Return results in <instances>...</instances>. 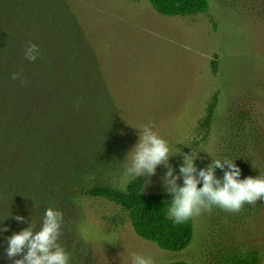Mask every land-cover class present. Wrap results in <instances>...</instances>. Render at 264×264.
I'll return each instance as SVG.
<instances>
[{
  "label": "rangeland",
  "instance_id": "374dc122",
  "mask_svg": "<svg viewBox=\"0 0 264 264\" xmlns=\"http://www.w3.org/2000/svg\"><path fill=\"white\" fill-rule=\"evenodd\" d=\"M208 2L205 13L167 16L147 0H0V264H10L6 238L39 230L49 207L63 213L58 243L70 264H132L134 252L216 264L227 251L264 264V201L192 218L190 244L169 251L139 237L115 203L80 192L124 189L127 155L149 123L174 175L197 152V169L229 159L240 179L264 177V0ZM30 43L35 62L24 58ZM166 171L158 165L144 190L167 193Z\"/></svg>",
  "mask_w": 264,
  "mask_h": 264
},
{
  "label": "clouds",
  "instance_id": "9594fccd",
  "mask_svg": "<svg viewBox=\"0 0 264 264\" xmlns=\"http://www.w3.org/2000/svg\"><path fill=\"white\" fill-rule=\"evenodd\" d=\"M40 54V48L30 43L24 50V58L35 62ZM19 80L21 85L27 83L22 72H15L11 77ZM154 125L145 124L139 130V140L128 153L130 162L125 168V176L131 179L151 177L156 173L158 165H164L167 171L163 177V187L172 199L168 215L176 224H182L189 219L211 212L218 207L229 213H238L245 204L255 205L264 201V177L248 176L240 179L241 169L229 159H216L205 168L197 169L194 160L197 152L184 154L179 172L173 174L169 165L171 149L168 142L153 130ZM126 158V159H127ZM223 177L216 176V169L224 170ZM183 178L182 185L178 183ZM202 181V186H199ZM20 223L25 218L14 217ZM63 213L52 207L46 209L39 230L33 226L24 228L18 233L7 237V247L4 254L10 264H70V254L58 243L61 234ZM8 231L5 225L0 232ZM22 258H17L21 256ZM132 264H155L152 255L132 253Z\"/></svg>",
  "mask_w": 264,
  "mask_h": 264
},
{
  "label": "trees",
  "instance_id": "16d2710c",
  "mask_svg": "<svg viewBox=\"0 0 264 264\" xmlns=\"http://www.w3.org/2000/svg\"><path fill=\"white\" fill-rule=\"evenodd\" d=\"M147 1L157 13L167 16H191L205 13L209 9L208 0ZM212 69H215V62H212ZM34 71L36 72L38 69ZM1 90H3V87L0 88ZM0 95L4 96L2 93ZM216 100L217 97L213 96L211 103L207 106L206 115L203 119L206 125L210 124ZM31 116L27 115V119ZM144 184L145 177H138L130 179L124 189L108 184H97L82 188L80 192L89 197L104 198L118 205L127 213L131 226L139 237L151 241L165 250L181 251L185 249L190 244L193 236L192 219L182 224L174 223L168 215L171 195L168 192H146ZM199 186H202V181ZM168 264L189 263L176 260ZM216 264H260V260L256 252L227 251L222 259L220 257L217 260Z\"/></svg>",
  "mask_w": 264,
  "mask_h": 264
}]
</instances>
